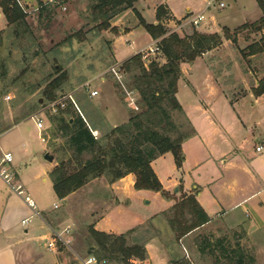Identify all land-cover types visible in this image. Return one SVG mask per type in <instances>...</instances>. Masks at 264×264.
<instances>
[{
    "label": "rangeland",
    "instance_id": "374dc122",
    "mask_svg": "<svg viewBox=\"0 0 264 264\" xmlns=\"http://www.w3.org/2000/svg\"><path fill=\"white\" fill-rule=\"evenodd\" d=\"M21 1L30 10L25 18L29 27L24 29L22 34L15 36L11 29L6 27L8 25L5 18L0 16V30H2L0 37V149L9 150L13 154L9 170L13 174L17 172L25 180L27 190L22 188V196L29 195L36 201V209L40 207L47 209L45 214L50 224L55 227L57 224L65 223L63 220L67 217L68 204L57 197L46 175L50 162L44 158V154L51 136L50 128L53 126L49 122L50 114H55L70 104L71 100L67 98V94L72 96L76 106L71 102V108H75L77 112L78 107L84 109L83 107L88 106L91 111L97 108L100 112L108 108V114L114 117L108 121L104 119L105 125L102 124L101 131L92 132L97 137L111 127L112 122L121 124L122 122L119 121L123 116L127 120L131 114L139 112L138 94L133 90L134 102L138 107L135 109L127 95V91L132 90L129 86L130 77L122 70L121 64L127 59L125 58L127 55L139 48L141 50L138 52L143 56L150 46H154V42L139 26L138 18L135 20L132 14L135 10L131 8L129 9L132 11L128 9L122 11L119 14L120 19L118 15L111 20V23L116 22L111 29L96 31L94 23L88 20L87 0H65L49 13L45 10L41 14L37 9L35 10V7L39 1L47 3L46 0ZM167 1L177 11H185V6L190 7L189 12L184 13L179 19L172 17L169 12L161 15L159 22L167 33L176 32L184 36L193 31L217 32L221 40L216 47L197 57L193 64L183 63L180 67L177 98L185 112H172V119L182 133H191L193 126L195 129V133L183 143L181 164L177 165L173 155L166 152L154 158L150 166L161 186L170 191H174L176 186L183 190L197 186L200 191L204 190L214 200L210 190L212 184L209 188L208 183L215 180L216 184L219 182L221 185V202L216 204L215 200L212 201L208 214L214 216L221 211L229 214L216 218L207 227L200 229V233L193 236L194 243L208 240L211 245L207 246L200 255L189 251V259L200 260L202 264L222 262L223 260L219 258L220 244H216L217 239L222 238L220 247L229 250L234 243H238L246 254L254 256V264H264L263 207L256 206V211L247 210L245 215L242 208L248 207L256 199L240 208H230L235 196L229 195L234 186L243 188L242 192H237L239 197L250 191L257 183L262 185L264 175L255 181L251 180L247 173L242 171L244 168L235 174L232 172L226 174L219 161L226 147L224 137L227 126H229L227 131L234 140L233 145L229 146L230 149L240 148V155L245 157L246 163L251 161L254 155L261 156V153L255 152L254 136L260 134L261 129L257 127V120L261 116L260 105L264 104V101L256 100L258 96L249 90L256 85L255 81L258 77L264 74V51L247 57L242 56L240 50L253 41L262 40L264 29L260 32L242 30L236 35V42L225 38L223 34L224 27L233 32L243 23L258 19L261 10L256 0H216L205 10L206 19L199 25L192 26L188 23V18L201 12L207 0H162L163 3ZM217 1H223L224 5L219 7ZM63 4L65 9H62ZM127 11L129 13H126ZM146 15L149 19L148 12ZM134 21H137L138 27L129 35L117 32V27L127 28L126 25ZM78 31L83 35L81 39L75 35ZM152 60L158 64L165 62L159 51L142 57L145 65ZM54 67L60 68L59 72H65L67 80L63 83V89L56 93L55 100L47 103L41 93L50 79L58 74ZM112 68L119 71V78L114 75ZM91 89H96L98 94L89 96ZM221 92H226L231 101L237 95L250 94H246L247 96L239 103L232 106L226 104ZM59 100L65 101L63 108L57 103ZM51 103H54V108H49L48 105ZM116 115L120 117H115ZM36 118L42 119L43 125L40 129L35 126ZM58 142L63 140L58 139ZM23 151L26 154L25 157H21ZM47 152L53 155L51 149L47 148ZM20 159L26 164L19 165ZM243 163L245 164L244 161ZM231 174L233 175L230 176ZM11 182L14 185L17 184L15 175L11 178ZM89 182L95 188H98L96 185L111 183L106 176H99ZM4 187L10 189L7 184H4ZM229 188L231 189L228 190ZM114 189L117 202L98 221L99 227L124 230L141 219L153 217V221L164 234L166 241L168 239L169 243H174L173 237L169 239V232L172 231L170 226L164 215L159 214L169 204L166 198L152 190H137L134 183L129 185L128 178L123 180L120 188ZM99 191H102L100 194L105 192L103 189ZM87 192L88 210L98 213L100 206H97L96 198L91 196V190ZM109 193L111 194L110 190L105 192L107 195H110ZM209 196L205 198L208 199ZM53 203L57 204V207H53ZM74 204L77 203L74 202ZM100 209L102 210V206ZM73 213H76L79 220L71 227L65 226L68 227L71 243L69 249L62 248L63 250L58 253L61 264H82L81 259L86 256L87 243L82 241V237L87 234L89 225L83 212H77L74 207ZM232 217L241 219L240 226L232 227L234 222L229 223ZM63 228L58 227V229ZM143 230L152 232L151 228ZM42 231L45 230L38 232L42 233ZM159 241L166 245L162 237ZM176 246L181 248L178 242ZM210 250H212L211 253H209ZM189 254L184 253L185 259L188 260ZM100 264L122 263L111 260L100 262Z\"/></svg>",
    "mask_w": 264,
    "mask_h": 264
},
{
    "label": "trees",
    "instance_id": "16d2710c",
    "mask_svg": "<svg viewBox=\"0 0 264 264\" xmlns=\"http://www.w3.org/2000/svg\"><path fill=\"white\" fill-rule=\"evenodd\" d=\"M88 20L94 23L96 31L111 29V20L125 9L133 7L136 0H87ZM261 10L258 19L243 23L233 32L223 28L224 37L236 42V35L242 30L260 32L264 29V0H256ZM38 2L39 14L48 10H54L56 6L64 3ZM1 11L6 24L15 36L22 34L28 28L25 20L27 13L23 12L16 0H0ZM165 13L163 6L156 9L157 23H148L138 14V24L153 38L157 39V46L165 62L158 64L155 60L145 65L142 54L137 52L125 59L121 68L129 74L130 89L138 94L139 112L131 116L123 123L107 128L100 136H94V130L101 131L102 126L96 128V123L91 116L97 118V123L105 125L102 114L93 109L89 120L71 108L68 104L55 114H50L49 122L51 136L47 142V148L51 149L55 165L49 171L48 176L52 187L60 199L72 191L82 187L91 179L106 176L109 182H113L128 173L135 175L134 187L136 189H148L159 192L164 198L172 196L165 190L158 180L150 162L157 156L170 152L177 165L183 158L182 142L194 133H182L173 121L172 112H183L181 104L176 96L181 75V64L192 63L203 53L213 49L220 43L221 36L217 32L207 33L193 31L189 35L180 36L176 32L167 33L159 22L161 15ZM2 30H0V37ZM79 39L83 37L81 32L75 34ZM81 35V36H80ZM242 56L257 55L264 51V37L249 43L240 50ZM57 75L52 77L42 90V97L47 103L56 98V93L63 89V83L67 80L65 72H59L60 68L54 67ZM254 95L264 94V75L257 84L251 88ZM84 110L89 107H83ZM31 114V113H30ZM62 139L63 142H58ZM172 206L163 212L167 224L170 226L174 237L179 240L187 233L200 227L209 220L208 215L198 203L195 194H181L174 198ZM89 241L87 248L90 254L98 261L118 260L122 264H134L130 259H145L146 251L143 244L127 243L126 234H108L88 228ZM195 243L197 249L203 253L211 243L206 240L203 243ZM207 242V243H206ZM223 239H217V245H222ZM219 247V258L223 261L217 264H254L255 258L246 254L240 244L234 243L229 250ZM210 250L209 253H211ZM171 264H192L187 259L174 261Z\"/></svg>",
    "mask_w": 264,
    "mask_h": 264
},
{
    "label": "crops",
    "instance_id": "0c3cea01",
    "mask_svg": "<svg viewBox=\"0 0 264 264\" xmlns=\"http://www.w3.org/2000/svg\"><path fill=\"white\" fill-rule=\"evenodd\" d=\"M207 2L205 3V6L201 10V12L203 13H205ZM160 5L165 8V12H169V14L172 17H175L176 19L181 18L184 13H187L190 10L189 6H185V9H184L185 11H182V10L177 11L174 8V6H172L171 4H168V1L166 3H163L162 0H152V1L136 0L133 3V7L131 8L132 10L133 9L135 10V13L131 9H128V11H132V14L135 17V20L136 18H138V14H139L146 22L156 24V19H155L156 9ZM128 11L126 13H129ZM147 12L149 14V19L147 18V15H146ZM0 16H2L3 19L5 18L1 11H0ZM120 16L121 15L118 16L119 19H120ZM115 23L116 22L111 23V26L115 25ZM136 24H137V21H134L132 24L126 25L127 28H125L124 26L117 27V32L120 34L129 35L135 28L138 27L136 26ZM148 36L151 38L154 44H157L156 39H153L149 34ZM140 50L141 48L134 50L132 53L127 55L125 58H128L129 56H131L132 54ZM194 62L195 61H193L192 64ZM181 65H183V63ZM261 77H258V79L255 81L256 82L255 84H257L258 80ZM249 92H252L251 89L249 90ZM221 94H223V98L226 100V104H231L232 106H235V104L239 103V101L242 100V98H244L250 93H246L247 95L246 94H242L239 96L237 95L234 99H232V101L230 100L229 97H227L226 92H221ZM256 100L264 101V94L259 95L256 98ZM96 110L100 112L99 109H96ZM107 110L108 108H105L100 113L102 114L104 119H106V121H108V119L112 120L111 118H113L114 116H112L111 114H108ZM209 111L212 112L211 109H209ZM260 111H261V116L257 120V123H258L257 127H260L261 130L259 132L260 133L259 135L254 136V140L256 142L255 146L258 143H263V146H264V104L260 105ZM78 112L85 121L89 120L88 116L92 115V112L89 108L84 110L78 107ZM115 117H120V116L116 115ZM91 120L94 123H96V126H95L96 128L99 129L102 126L101 123L100 124L97 123L98 121H97L96 116H94V113L91 116ZM125 121L126 120L123 116V118L119 122L123 123ZM117 124L119 123L112 122L111 126H116ZM254 125L256 126L255 123ZM193 129H194V126H193ZM227 130H229V126H227ZM227 130H225V137H224V141L226 144V147H224L225 151L222 152L223 155L221 156L219 160L222 163V167H223L222 170L226 172V174L227 172H232L235 174L237 173L238 170H240L241 168H244L242 169V171L246 172L251 180L253 179L255 181L257 179H260L261 176L264 175V149L260 152L255 150V152L261 153V156L254 155V157L251 158L252 160L246 163L244 159L245 157L240 155L241 154L240 148L238 149L236 148L237 150L235 148L230 149V147L234 143L233 142L234 140L232 139V137L230 136ZM94 131H98V130H94ZM194 133H195V129H194ZM40 139L44 144L43 138L41 137ZM185 140L182 142V146ZM6 151H9V150H6ZM46 152H47V148H46ZM25 156L26 154L23 151L21 154V157H25ZM210 156L213 158L212 155ZM243 161L245 162V164L243 163ZM18 163L19 165L26 164V162L21 159L19 160ZM54 165H55V161L53 160L50 162V166L46 169L47 179L50 181L51 186H52V182L48 176V173L53 168ZM13 175H15L16 183L21 185L22 188H25V183H24L25 180H23V177L17 174V172L16 173L14 172ZM232 175L233 174H231L230 176ZM127 178L129 179V185L135 182V175L133 173H128L124 175L123 177L111 183H107L101 186L96 185L98 188H95L93 185H91L90 182H87L82 187L72 191L70 194L62 198V200H65L68 204L66 208L67 217H65V219L63 220V222L65 223L61 225L57 224L55 227L57 228L65 227V226L71 227L74 222H78L79 219L76 213H73V209L75 207L77 209V212L78 211L79 213L83 212L84 217L86 218L87 223L89 225L87 227V230L89 227H92L93 229L97 231H101V232L108 233V234H115V235L126 234L128 244H132V243L143 244L145 251H146V257L145 259H142V260L130 259V261L133 262L134 264H171L174 261L185 259L184 253L189 254V251L191 253L195 252L197 255H200L201 252L197 249L195 243L192 241L193 236L197 235V233H200L199 232L200 229L207 227L210 223L216 220V218L223 217V215L227 216L229 214V213H225V211L217 212L214 216H211L208 214V208L211 206L212 201L215 200L216 201L215 203L217 204V203H220L222 199L220 195L221 185L219 184V182L216 184L214 182L215 180H212L208 184H209V188H210V184H212L211 185L212 187L210 188V190L212 192L214 200L204 190L200 191L197 186H193L192 188H187V190H183L179 186H176L174 191H170L168 188L163 187L165 190L171 193V196H172V198L166 199L169 204L165 210H168L172 206V204L175 202L174 198L179 197L183 193L189 194V193L194 192L196 200L202 206V208L204 209V211L209 217V220L206 223L194 229L193 231L187 233L186 235L181 237L179 240H176L174 237V233L170 231L169 239L170 237L171 238L173 237L172 239H174V243H169L168 239L166 241L164 234H162L161 230L158 229V225H156V223L153 221L152 219L153 217L144 218L143 220L141 219L142 221L140 220L137 223H135L132 227L124 229V230L104 229L102 227H99L97 225L98 221L102 219L105 216L106 211H109L114 206V204H116L117 202V198L115 197L116 193H114V190H115L114 188L116 189L120 188V184L123 182V180ZM4 184L6 183L0 177V264H61L58 253H60L63 249L57 248L56 250H50L47 248V245H46V240H48L51 237L50 227H53V225L50 224L49 222L47 214H45L47 213V209H44L43 207L36 209V201H34L29 195H27L33 201L35 205L34 210L39 213V214H35L32 208L29 206V204L25 201L22 194L20 195L16 193L11 187L10 189L4 187ZM86 187L88 188L86 189ZM102 189L105 190V192L106 191L109 192L110 190L111 194L109 193L110 195H107L105 194V192L100 194V192L102 191H99V190H102ZM230 189L231 188H229L228 190ZM87 190L92 191L91 196L96 198L95 201L97 202V206H100V208L102 206V210L99 208L100 211H98V213L88 210L89 209V202H88L89 199L86 196V194L88 195ZM137 190L140 191V190H148V189H137ZM242 191H243V188H239L237 186L233 187L229 195L233 197L235 196V199L231 202L232 205L230 208H235V207L240 208L244 204H247L253 199H256L255 202L250 204L248 207L242 208L243 212L245 211L244 214L247 215V210L256 211L257 209L256 206L263 207L264 209V183L262 185L260 183H257V185L256 186L254 185L250 191H248L247 193H244L243 195L239 194L240 196L238 197V193ZM103 195H106L105 196L106 198ZM207 195L209 196V198L207 197L208 199L205 198ZM74 202H76L77 204H74ZM54 204L55 203H53V207H54ZM165 210H162L161 212ZM161 212H159V214H161ZM155 215L157 214L155 213ZM232 218H230L232 220H230L229 222V223L234 222L232 227L240 226L241 219L237 220V217H232ZM23 219H26L27 221L25 223H22ZM145 228L146 229L151 228L152 232H149L147 230L144 231L143 229ZM228 228H231V227H228ZM43 229L45 231H42V233L38 232L39 230H43ZM214 232L218 234L216 230H214ZM160 236L166 241V245L165 243L164 244L162 242L160 243L159 241V239L161 238ZM128 240H131V242H128ZM82 241L88 244V241H89L88 231H87V234H85L82 237ZM177 242L181 244V248L180 247L177 248L176 246ZM85 252H86V255L90 254L88 251V248L85 250ZM189 256L190 254L187 256V258L192 264L201 263L200 260L193 261L194 259L193 260L189 259ZM98 262L100 263L101 261H98Z\"/></svg>",
    "mask_w": 264,
    "mask_h": 264
},
{
    "label": "built area",
    "instance_id": "2783aa9c",
    "mask_svg": "<svg viewBox=\"0 0 264 264\" xmlns=\"http://www.w3.org/2000/svg\"><path fill=\"white\" fill-rule=\"evenodd\" d=\"M60 0H46V2H50V3H58ZM216 0H208L207 4H206V9L210 7V5H212L213 2H215ZM17 4L19 5V7L22 9L23 12L25 13H29L30 10H28L25 5L22 3L21 0H16ZM218 2V6L222 7L224 5L223 1H217ZM65 5H62V9H65ZM37 9V6L35 7V10ZM205 20V15L203 12H199L197 14H193L188 18V23L191 24L192 26H197L199 25L201 22H203ZM149 49V50H148ZM147 49L146 54H144L142 57H146L147 55H149L150 53H153L154 51H159V48L157 46V44H154V46H150ZM112 71L114 73V75L119 78V71H116L112 68ZM121 74V73H120ZM87 85V83H86ZM98 94V91L96 89H91L89 90V96L93 97L95 95ZM127 95H129V99H130V103L133 105V107L135 109H137V105L134 102L135 100V95L133 94V90H129L127 91ZM67 98H69L71 100V102L74 104V106H76L72 96L70 94L66 95ZM57 103H59L60 107L63 108L65 106V101H61L59 100ZM54 103L49 104V108L53 107ZM33 116V115H32ZM34 117V116H33ZM35 124L37 128H41L43 123H42V119L40 118H36L35 119ZM264 149L263 143H258L255 146V150L260 152ZM13 161V156L12 153L9 151H1L0 150V177L4 180V182L10 186L16 193L18 194H22L23 189L22 186L17 184L14 185L11 182V178L13 177L12 172L9 170V165L10 163H12ZM25 201L29 204V206L32 208L33 212L35 214H39L37 211H35L34 207V203L33 201L29 198V196H25L24 197ZM54 207H57V204H54ZM27 220L23 219L22 223H25ZM50 231H51V237L46 240V245L47 248L50 250H56L57 248H70V243L71 240L69 238V230L68 227H64L63 229H58L56 227H50ZM81 263L82 264H100L98 262V260L95 258V256L88 254L86 255L84 258L81 259Z\"/></svg>",
    "mask_w": 264,
    "mask_h": 264
},
{
    "label": "water",
    "instance_id": "95a60500",
    "mask_svg": "<svg viewBox=\"0 0 264 264\" xmlns=\"http://www.w3.org/2000/svg\"><path fill=\"white\" fill-rule=\"evenodd\" d=\"M44 158H45L47 161H50V162L54 160L53 155L48 154V152H46V153L44 154Z\"/></svg>",
    "mask_w": 264,
    "mask_h": 264
}]
</instances>
